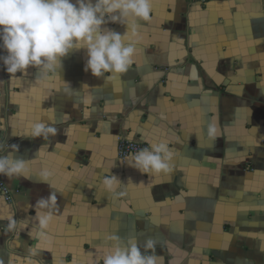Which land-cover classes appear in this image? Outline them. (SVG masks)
<instances>
[{"label": "crops", "instance_id": "obj_1", "mask_svg": "<svg viewBox=\"0 0 264 264\" xmlns=\"http://www.w3.org/2000/svg\"><path fill=\"white\" fill-rule=\"evenodd\" d=\"M152 5L123 79L105 83L85 72L86 50L65 58L53 81L38 79L35 68L13 80L0 60L1 156L19 145L16 155L31 160L33 173L2 176L13 196L9 204L0 195L5 264L38 243L39 264H102L114 234L136 237L142 251L155 241L160 264H264V0ZM39 120L55 121L59 134L29 139ZM119 138L166 141L175 152L172 173L142 175L119 161ZM44 171L53 188L40 181ZM109 173L125 196L103 189ZM52 191L57 219L47 239L32 238L34 206ZM12 213L29 222L18 234L6 232Z\"/></svg>", "mask_w": 264, "mask_h": 264}, {"label": "clouds", "instance_id": "obj_2", "mask_svg": "<svg viewBox=\"0 0 264 264\" xmlns=\"http://www.w3.org/2000/svg\"><path fill=\"white\" fill-rule=\"evenodd\" d=\"M152 13V0H75V3L72 0H0V48L7 53L0 56V60L13 80L17 73L27 75L29 68H35L38 79L53 81L61 78L65 58L86 50L85 72L90 71L92 76L105 83L123 79L135 63L137 48L134 38L138 36L141 23L151 22ZM109 23L125 26V33L105 27ZM54 123L33 122L28 138L42 137L48 141L50 137H56L59 130ZM216 134L217 129L210 126L209 138L215 139ZM5 147L0 144V152ZM7 148L10 149L7 154L0 156V176L11 181L30 179L33 174L29 167L31 160L16 155L19 145H7ZM174 156L175 152L166 141L150 143L149 147L128 156L126 163L142 175H169L173 171ZM50 177L47 171L39 174L40 181L53 188ZM101 183L114 198L126 195L119 191L122 181L111 173ZM34 208V220L38 224L32 229L36 237L30 236L45 240L59 211L56 192L52 191L48 198H40ZM6 219L7 233L18 234L29 223L27 220L18 221L14 213ZM155 246V241L146 240L142 251L136 237L122 238L114 234L106 238V247L110 250L99 259L102 264H160ZM39 248V243L30 247L23 257L9 254L8 264H16V261L19 264H39L35 259ZM0 264H5L3 258H0Z\"/></svg>", "mask_w": 264, "mask_h": 264}, {"label": "built area", "instance_id": "obj_3", "mask_svg": "<svg viewBox=\"0 0 264 264\" xmlns=\"http://www.w3.org/2000/svg\"><path fill=\"white\" fill-rule=\"evenodd\" d=\"M190 2H196L200 4H204L207 2V0H188ZM0 44H2V41H0ZM7 53L3 50V48H0V56H4ZM117 158L121 162H125L126 158L134 153H137L139 150H141L144 147H149L148 144H143L141 142H135V141H129L125 139H118L117 142ZM1 156V152H0ZM3 178L0 176V195L2 199L11 204L13 203V196L10 191V189L7 187V185L2 181Z\"/></svg>", "mask_w": 264, "mask_h": 264}, {"label": "snow or ice", "instance_id": "obj_4", "mask_svg": "<svg viewBox=\"0 0 264 264\" xmlns=\"http://www.w3.org/2000/svg\"><path fill=\"white\" fill-rule=\"evenodd\" d=\"M49 251H51V249H48Z\"/></svg>", "mask_w": 264, "mask_h": 264}]
</instances>
